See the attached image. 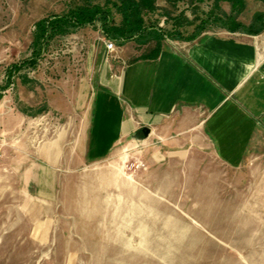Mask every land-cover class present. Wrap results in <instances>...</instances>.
Masks as SVG:
<instances>
[{"label": "rangeland", "instance_id": "1", "mask_svg": "<svg viewBox=\"0 0 264 264\" xmlns=\"http://www.w3.org/2000/svg\"><path fill=\"white\" fill-rule=\"evenodd\" d=\"M76 2L0 0L1 85L6 69L30 55L34 24ZM244 2L264 14V2ZM159 6L172 17H198H183L185 35L213 0ZM148 20L161 22L163 11ZM89 30L51 41L35 68L22 69L1 94L0 264H264V210L248 208V177L208 150L168 151L138 131L105 159H84L85 110L71 103L95 36ZM26 73L43 80L35 95L46 99L41 112L14 91Z\"/></svg>", "mask_w": 264, "mask_h": 264}, {"label": "crops", "instance_id": "2", "mask_svg": "<svg viewBox=\"0 0 264 264\" xmlns=\"http://www.w3.org/2000/svg\"><path fill=\"white\" fill-rule=\"evenodd\" d=\"M243 3L236 21L248 27L261 12L250 13ZM219 8L220 16L231 13L226 2ZM184 16L188 22L198 18ZM89 31L95 36L87 43L71 103L85 110L84 159L101 161L121 139L146 128V136L168 151L198 145L233 175L247 176L254 198L248 208L264 210V32L207 28L190 42H162L149 59L132 42L107 52L105 39ZM17 78L16 94L41 112L46 99L35 95L44 87L42 78L27 73Z\"/></svg>", "mask_w": 264, "mask_h": 264}, {"label": "trees", "instance_id": "3", "mask_svg": "<svg viewBox=\"0 0 264 264\" xmlns=\"http://www.w3.org/2000/svg\"><path fill=\"white\" fill-rule=\"evenodd\" d=\"M76 1L75 6L66 12L47 16L34 24L29 46L30 55L6 69L0 94L13 84L14 76L22 69L35 68L51 41L85 28L97 31L106 41L114 43L115 46L132 42L138 49H144L141 57L149 59L158 55L162 42L166 40L190 42L209 27L252 35L264 32V14H256L248 27L236 21L237 14L244 7L243 0H213L212 9L205 18L185 35L183 24L188 25V22L183 18L184 12L180 11L172 17V11L160 8L159 4L164 3L167 7L175 9L180 3H198L201 0ZM223 2L228 3L231 8V13L227 16L219 15V4ZM157 11H163V20L150 22L149 16ZM167 25H170L169 29L166 28Z\"/></svg>", "mask_w": 264, "mask_h": 264}, {"label": "built area", "instance_id": "4", "mask_svg": "<svg viewBox=\"0 0 264 264\" xmlns=\"http://www.w3.org/2000/svg\"><path fill=\"white\" fill-rule=\"evenodd\" d=\"M104 45H105V50H106L107 52H111V51L114 49V43H112V42H110V41H106V40H105Z\"/></svg>", "mask_w": 264, "mask_h": 264}, {"label": "bare ground", "instance_id": "5", "mask_svg": "<svg viewBox=\"0 0 264 264\" xmlns=\"http://www.w3.org/2000/svg\"><path fill=\"white\" fill-rule=\"evenodd\" d=\"M127 147H128V145L121 147L119 150L114 151V156H115V153L123 152L124 150H126Z\"/></svg>", "mask_w": 264, "mask_h": 264}, {"label": "water", "instance_id": "6", "mask_svg": "<svg viewBox=\"0 0 264 264\" xmlns=\"http://www.w3.org/2000/svg\"><path fill=\"white\" fill-rule=\"evenodd\" d=\"M142 133H143L144 136H146V135L149 133V130L146 129V128H144V129L142 130Z\"/></svg>", "mask_w": 264, "mask_h": 264}]
</instances>
